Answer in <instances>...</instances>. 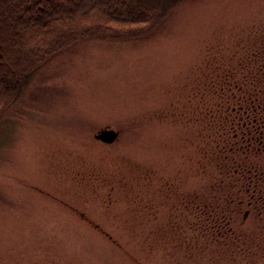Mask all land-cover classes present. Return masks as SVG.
I'll list each match as a JSON object with an SVG mask.
<instances>
[{"label": "rangeland", "instance_id": "1", "mask_svg": "<svg viewBox=\"0 0 264 264\" xmlns=\"http://www.w3.org/2000/svg\"><path fill=\"white\" fill-rule=\"evenodd\" d=\"M257 48L264 0H184L146 34L44 64L0 120V264H264L230 257L199 210L214 205L200 69Z\"/></svg>", "mask_w": 264, "mask_h": 264}, {"label": "trees", "instance_id": "2", "mask_svg": "<svg viewBox=\"0 0 264 264\" xmlns=\"http://www.w3.org/2000/svg\"><path fill=\"white\" fill-rule=\"evenodd\" d=\"M183 1L0 0V120L56 55L92 38L146 34ZM198 85L199 128L209 132L206 142L210 138L204 157L214 166V205L199 207L207 214L203 228L230 257L263 258L264 49L228 62L213 56L200 69ZM251 222L259 231L257 251L243 235Z\"/></svg>", "mask_w": 264, "mask_h": 264}, {"label": "water", "instance_id": "3", "mask_svg": "<svg viewBox=\"0 0 264 264\" xmlns=\"http://www.w3.org/2000/svg\"><path fill=\"white\" fill-rule=\"evenodd\" d=\"M119 137V132L114 129L103 130L97 138L106 143H113Z\"/></svg>", "mask_w": 264, "mask_h": 264}, {"label": "flooded vegetation", "instance_id": "4", "mask_svg": "<svg viewBox=\"0 0 264 264\" xmlns=\"http://www.w3.org/2000/svg\"><path fill=\"white\" fill-rule=\"evenodd\" d=\"M100 141H102V140H100ZM116 141V140H115ZM103 142V141H102Z\"/></svg>", "mask_w": 264, "mask_h": 264}]
</instances>
